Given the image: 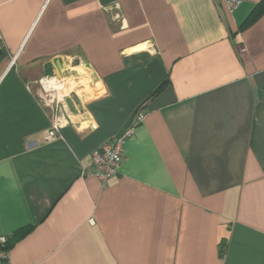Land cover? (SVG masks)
<instances>
[{"label":"crops","instance_id":"1","mask_svg":"<svg viewBox=\"0 0 264 264\" xmlns=\"http://www.w3.org/2000/svg\"><path fill=\"white\" fill-rule=\"evenodd\" d=\"M226 11L0 0V236L12 264H264V0ZM81 65L97 95L46 139L54 112L38 80ZM128 128L102 186L91 151Z\"/></svg>","mask_w":264,"mask_h":264},{"label":"built area","instance_id":"2","mask_svg":"<svg viewBox=\"0 0 264 264\" xmlns=\"http://www.w3.org/2000/svg\"><path fill=\"white\" fill-rule=\"evenodd\" d=\"M243 0H215L217 5L223 4L226 8V12L230 14L234 13L239 7H241ZM90 70V69H89ZM92 72V71H91ZM93 73V72H92ZM64 73L60 75L43 76L38 81L43 90V93L47 97L55 98V107H52L54 112V120L49 128L46 139H53L58 136V131L62 122L61 114L69 112L68 106L65 104L64 95L58 92V89L63 87L64 82L61 80ZM61 84V85H60ZM58 85H60L58 87ZM45 99V98H44ZM75 105V101L72 100ZM77 105V104H76ZM76 109L78 105L76 106ZM78 110V109H77ZM81 110L85 111L84 107ZM138 120L142 118V114H138ZM132 134V128H128L118 135L106 140L91 151L90 163L91 174L96 177L102 186H105L111 177L118 172L120 162L123 158V145L127 137ZM7 236H0V264H12L10 262L7 252Z\"/></svg>","mask_w":264,"mask_h":264},{"label":"rangeland","instance_id":"3","mask_svg":"<svg viewBox=\"0 0 264 264\" xmlns=\"http://www.w3.org/2000/svg\"><path fill=\"white\" fill-rule=\"evenodd\" d=\"M62 77L61 80L64 85L58 89V92L70 96L72 100L77 101L76 103L82 104L97 95V81H95L93 73L87 67L81 65L78 71L71 68ZM54 104L55 98L52 100L51 105L55 107Z\"/></svg>","mask_w":264,"mask_h":264},{"label":"water","instance_id":"4","mask_svg":"<svg viewBox=\"0 0 264 264\" xmlns=\"http://www.w3.org/2000/svg\"><path fill=\"white\" fill-rule=\"evenodd\" d=\"M89 65L90 64L88 62H85V66L91 68V66H89ZM64 100H65V104L68 106L69 110L72 111L73 113H77V109H76L75 105L72 104L73 103L72 98L70 96H66Z\"/></svg>","mask_w":264,"mask_h":264},{"label":"trees","instance_id":"5","mask_svg":"<svg viewBox=\"0 0 264 264\" xmlns=\"http://www.w3.org/2000/svg\"><path fill=\"white\" fill-rule=\"evenodd\" d=\"M253 12H254V11H253ZM253 12L248 16V18L246 19V21L243 22V25H247V24H249V22H251V21L254 20L255 15H254ZM161 86H162V84H161ZM161 86H159V87H161ZM6 241H7V247H9V246H10V241H9V239L7 238Z\"/></svg>","mask_w":264,"mask_h":264},{"label":"bare ground","instance_id":"6","mask_svg":"<svg viewBox=\"0 0 264 264\" xmlns=\"http://www.w3.org/2000/svg\"><path fill=\"white\" fill-rule=\"evenodd\" d=\"M60 85H61V84H60ZM60 85H58V87H59Z\"/></svg>","mask_w":264,"mask_h":264}]
</instances>
